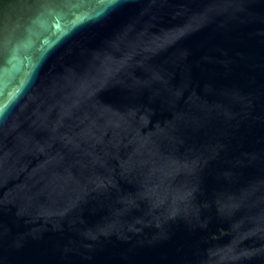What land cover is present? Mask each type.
I'll use <instances>...</instances> for the list:
<instances>
[{
    "label": "water",
    "instance_id": "obj_1",
    "mask_svg": "<svg viewBox=\"0 0 264 264\" xmlns=\"http://www.w3.org/2000/svg\"><path fill=\"white\" fill-rule=\"evenodd\" d=\"M0 264H264V0H0Z\"/></svg>",
    "mask_w": 264,
    "mask_h": 264
},
{
    "label": "snow or ice",
    "instance_id": "obj_2",
    "mask_svg": "<svg viewBox=\"0 0 264 264\" xmlns=\"http://www.w3.org/2000/svg\"><path fill=\"white\" fill-rule=\"evenodd\" d=\"M109 3H115L116 0H108Z\"/></svg>",
    "mask_w": 264,
    "mask_h": 264
}]
</instances>
